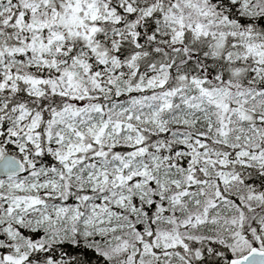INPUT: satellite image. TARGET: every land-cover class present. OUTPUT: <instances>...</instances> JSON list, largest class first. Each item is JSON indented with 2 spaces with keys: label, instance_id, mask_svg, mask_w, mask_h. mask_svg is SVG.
Wrapping results in <instances>:
<instances>
[{
  "label": "snow or ice",
  "instance_id": "obj_1",
  "mask_svg": "<svg viewBox=\"0 0 264 264\" xmlns=\"http://www.w3.org/2000/svg\"><path fill=\"white\" fill-rule=\"evenodd\" d=\"M0 264H264V0H0Z\"/></svg>",
  "mask_w": 264,
  "mask_h": 264
}]
</instances>
